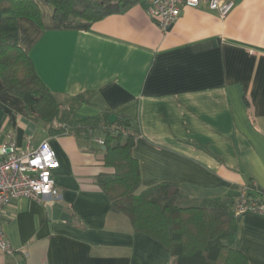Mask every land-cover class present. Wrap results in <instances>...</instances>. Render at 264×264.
I'll list each match as a JSON object with an SVG mask.
<instances>
[{"label":"crops","instance_id":"0c3cea01","mask_svg":"<svg viewBox=\"0 0 264 264\" xmlns=\"http://www.w3.org/2000/svg\"><path fill=\"white\" fill-rule=\"evenodd\" d=\"M231 1L225 18L205 4L183 6L164 32L146 14L145 0L91 24L62 26L51 6L36 0L43 31L29 56L37 75L61 107L86 94L77 120L102 111L111 120L132 119L140 188L174 183L180 207L234 210L243 187L264 189V0ZM17 26L26 48L40 27L28 18ZM10 137L22 151L49 142L59 196L4 207L0 228L16 253L0 251V264H169L166 248L110 211L96 183L112 172L95 140L100 132L51 134L19 98L0 93V144ZM47 206L69 220L50 218ZM238 248L248 264H264V215L240 217Z\"/></svg>","mask_w":264,"mask_h":264},{"label":"trees","instance_id":"16d2710c","mask_svg":"<svg viewBox=\"0 0 264 264\" xmlns=\"http://www.w3.org/2000/svg\"><path fill=\"white\" fill-rule=\"evenodd\" d=\"M42 1L51 6L53 21L62 26L70 22L94 23L138 0ZM18 18L31 19L40 27L26 48L18 43ZM42 31L36 0H0V93L19 98L27 114L42 122L51 134H102V159L112 172L99 174L96 183L109 199L110 211L127 215L135 232L166 248L171 255L169 264H248L238 248L242 215L235 214L229 205L180 207L176 205L180 188L170 182L140 188L138 162L131 153L138 134L132 119L121 115L111 120L109 113L102 111L77 120L75 110L86 94L75 96L68 106H60L37 75L29 56ZM261 192L249 185L246 194L260 199Z\"/></svg>","mask_w":264,"mask_h":264},{"label":"built area","instance_id":"2783aa9c","mask_svg":"<svg viewBox=\"0 0 264 264\" xmlns=\"http://www.w3.org/2000/svg\"><path fill=\"white\" fill-rule=\"evenodd\" d=\"M146 14L166 32L175 23L183 6L197 7L205 4L220 18H225L234 7L231 0H145ZM99 145L103 138H96ZM59 165L54 149L44 140L36 147L20 150L10 137L0 144V214L14 199L29 198L35 201H52L59 196L53 171ZM257 187L255 184H252ZM258 188V187H257ZM260 199L248 197L243 187L234 204L237 215L254 213L264 215V189ZM0 251L14 256L16 250L0 228Z\"/></svg>","mask_w":264,"mask_h":264},{"label":"water","instance_id":"95a60500","mask_svg":"<svg viewBox=\"0 0 264 264\" xmlns=\"http://www.w3.org/2000/svg\"><path fill=\"white\" fill-rule=\"evenodd\" d=\"M47 214L50 218H53V219H61L64 221L69 220L68 213L61 211V209L58 207L47 206Z\"/></svg>","mask_w":264,"mask_h":264}]
</instances>
